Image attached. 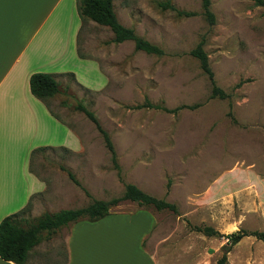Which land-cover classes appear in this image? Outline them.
<instances>
[{"label":"rangeland","instance_id":"rangeland-1","mask_svg":"<svg viewBox=\"0 0 264 264\" xmlns=\"http://www.w3.org/2000/svg\"><path fill=\"white\" fill-rule=\"evenodd\" d=\"M158 2L192 15L177 16L158 8ZM209 3L211 26L200 0L112 1L119 24L160 49V56L135 51L128 41L112 43L105 27L89 21L82 25L78 51L96 62L106 84L86 91L64 79L57 98L48 100L51 111L78 137L80 150H44L32 158V171L45 181L46 191L32 199L23 216L27 222L92 200L109 201L121 196L123 184H132L174 205L175 213L127 201L111 207L107 218L117 217V222L111 225L116 235L110 264H145L139 249L154 264H215L227 249L224 236L264 232V9L252 0ZM199 42L226 99L209 97L210 83L189 55ZM77 103L107 133L118 174L93 125L74 110ZM145 103L159 108H136ZM180 106L194 108L161 110ZM139 210L152 218L142 241L145 218ZM197 228L216 235L205 236ZM67 233L62 228L43 241L32 263L64 264ZM225 258V264H264V244L244 237Z\"/></svg>","mask_w":264,"mask_h":264},{"label":"crops","instance_id":"crops-1","mask_svg":"<svg viewBox=\"0 0 264 264\" xmlns=\"http://www.w3.org/2000/svg\"><path fill=\"white\" fill-rule=\"evenodd\" d=\"M81 27L75 0H0V221L20 211L32 196L35 199L46 191L45 181L31 168L34 149L69 154L80 150L76 134L32 97L28 78L33 73L52 74L60 93L64 79H70L67 74H72L73 85L86 91L102 89L106 78L99 74L96 62L78 57ZM59 93L50 100L53 102ZM136 213L145 218L140 222L142 241L151 229L152 218L143 210ZM119 214L123 213L114 216ZM107 217L62 227L68 229L64 264H110L108 252L116 235L111 225L117 217ZM43 241L28 253L25 264H35V250ZM138 256L145 264H154L146 251L139 249ZM0 264L13 263L0 259Z\"/></svg>","mask_w":264,"mask_h":264},{"label":"trees","instance_id":"trees-1","mask_svg":"<svg viewBox=\"0 0 264 264\" xmlns=\"http://www.w3.org/2000/svg\"><path fill=\"white\" fill-rule=\"evenodd\" d=\"M113 0H75V7L77 15L82 23L92 22L97 26L107 28L112 34L111 42L114 44H120L123 42H131L135 51L143 52L147 55L160 56L162 51L156 46L148 43L147 41L137 37L131 29L123 27L116 19L112 6ZM253 5L264 9V0H252ZM157 7L165 10L169 9L174 11L177 16L189 17L192 14L188 12L175 11L168 2H158ZM202 9V16L208 25L214 24L213 14L209 10V0H200ZM78 57L83 58L77 49ZM189 55L196 59L202 73L207 77L210 83V98L226 99L227 95L215 86L213 81L212 72L208 66L207 56L202 50V42H199L190 52ZM71 80H73L72 74H67ZM29 92L35 99L44 103L47 107L48 113L61 124L64 122L54 113L48 106V100L59 93L58 84L55 80V76L45 73H33L28 78ZM151 107L158 109L159 107L151 106L148 103L145 105H138L136 108ZM188 108L192 109L193 106L186 107L180 106L173 110H166L161 108L165 112L174 113L179 109ZM74 110L81 112L84 117L93 125L96 132L99 134L103 147L109 155V161L112 168L119 173V167L116 162L115 151L107 133L101 128L98 121L92 112L86 110V108L77 103ZM66 126V125H65ZM67 127V126H66ZM51 150L50 148H46ZM45 150V148H37L31 152V158L35 154ZM60 170L66 173L67 178L76 186L79 187V183L74 176L60 167ZM33 196L26 203V205L17 213L3 218L0 221V259L13 264H25L28 253L35 247L41 240H47L52 234L62 227H66L69 224L78 221L95 222L107 216L111 207L116 206L120 202L135 203L138 207L145 209H152L154 211L167 210L175 213L174 205L167 203L163 200L155 199L132 184H123V191L120 197L112 198L109 201L92 200L85 207L74 210H59L52 214H43L41 217L35 219L32 222H27L23 217L28 213ZM22 221V222H21ZM23 223V225H21ZM197 232H201L205 236L216 235L210 228L196 229ZM254 237L256 240L264 244V232L253 231L250 233L244 231H238L224 236L226 239V250L222 252L219 259L215 264H225V254L229 248L237 244L244 237Z\"/></svg>","mask_w":264,"mask_h":264}]
</instances>
